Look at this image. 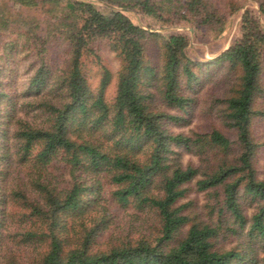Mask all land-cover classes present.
Segmentation results:
<instances>
[{
	"label": "trees",
	"instance_id": "trees-1",
	"mask_svg": "<svg viewBox=\"0 0 264 264\" xmlns=\"http://www.w3.org/2000/svg\"><path fill=\"white\" fill-rule=\"evenodd\" d=\"M0 32V264H264V0H5Z\"/></svg>",
	"mask_w": 264,
	"mask_h": 264
},
{
	"label": "rangeland",
	"instance_id": "rangeland-1",
	"mask_svg": "<svg viewBox=\"0 0 264 264\" xmlns=\"http://www.w3.org/2000/svg\"><path fill=\"white\" fill-rule=\"evenodd\" d=\"M5 2V0H0V3L3 4ZM236 19L232 20L231 23V30L229 35L226 37H220L218 40H212L213 38L210 36V34H206L202 35L201 33H199L196 37V42L195 44L197 45L196 49H193V51L191 52V57H196V58H204V59H209V57H212L213 55H215L216 52H219L221 49H225L228 44L230 43V40L232 39V36L236 30ZM203 30V29H202ZM203 33V31H200ZM211 32V31H208ZM1 34V32H0ZM3 34V33H2ZM225 37V38H224ZM5 36L1 37L0 36V49L2 46V43L4 42ZM6 41V38H5ZM201 46H204L207 48L210 47V50H205L201 48ZM101 58H102V64L104 66H106L112 73L113 75L115 74V72L118 69V61L115 58L114 54L111 53L107 48H103V51L101 50ZM22 64V63H21ZM20 65V64H19ZM22 66L19 67V69L16 72V80H15V86H13V89L18 91V93H22V83H24L25 81V77H27V74L24 73V71L21 68ZM114 77V76H113ZM114 80V78H113ZM112 80V82L110 83V85L107 87L106 89V93H105V99L107 103H110L112 98H113V94H114V81ZM203 126V119L199 116H195L193 117L190 122L189 125L180 129H173V131H182L187 133L189 130H193L196 128H200ZM263 126V125H260ZM257 135H259L262 139H264V127L263 128H258V130L256 129ZM258 170H259V177L264 178V149H262L259 154H258ZM180 162L182 165L191 162L193 164H196V160L194 157L187 155V154H182L180 157ZM195 198L196 201L200 202L202 200L201 195L199 196H195L192 193H189L188 198ZM185 200H183L182 202H184ZM112 211V210H111ZM113 212V211H112ZM136 229V224L132 223L130 221V218L125 216V215H121L118 214L116 216V220L113 223V226H111L110 229L106 230L103 232L102 236H101V240H99L100 242H106V239H109L110 237H114L115 235L121 233L122 231H133Z\"/></svg>",
	"mask_w": 264,
	"mask_h": 264
}]
</instances>
